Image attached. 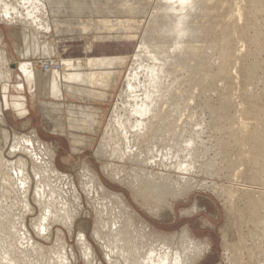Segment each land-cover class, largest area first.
I'll list each match as a JSON object with an SVG mask.
<instances>
[{"label":"bare ground","instance_id":"6f19581e","mask_svg":"<svg viewBox=\"0 0 264 264\" xmlns=\"http://www.w3.org/2000/svg\"><path fill=\"white\" fill-rule=\"evenodd\" d=\"M94 1L95 0H1L0 23L9 27L17 24V26L20 25L30 30L33 29L38 34H49L51 32L50 19H52L53 26H55V24H61V21L57 19L60 18L59 15L66 14L67 16H72L75 15V13L79 15L80 13L85 14L89 10H85L81 8V6H78L80 2L82 4H88V6H93L101 2L100 0ZM126 2L134 6L133 8H135L139 14L143 13L146 7H144L142 0H126ZM235 3V0H156L148 25L144 30V35L142 34L141 40L137 42L138 44L134 48V53L129 57L130 60L128 59L130 65L127 66V70L122 77L124 84L122 88H120L118 98L114 106L111 107L112 110L110 116H108L107 129H113V132L104 134L95 154L99 158H107L109 160H116L122 164L129 163L132 165V167L127 170H125L123 166L124 172H120L119 168L117 171L114 168L115 166L113 167L110 164L109 171L107 169L108 167H102L101 169L108 177L126 186L134 202L141 207H145L146 210L148 209L147 211L151 209L152 212L162 210L168 198L172 200L177 198L180 199L186 196L194 187L192 178L190 179L183 176L186 172L188 173L187 168H189V166L192 168L193 165V161L189 158L191 156L190 153H192H189V151H191L189 148L191 147L192 140H183L184 126L181 125L180 120H176L178 117H173L176 114L175 110H177L179 106L177 98L180 96V89L175 86L173 87L176 83L177 76V71L173 68V65L175 66L178 64V66H181L184 64L182 67L184 73H186V79L184 81L190 84L192 83L195 88L197 87V90L200 89V95L204 93L216 95L217 104L211 107V115L219 121L230 122L233 120L230 111L232 109L236 111V109L239 108H237L238 105H234L229 94V88L234 85V78L231 76L230 68L236 63L239 64L238 74L244 92L241 98L243 107L241 106L238 112L241 113L245 119L254 120L255 124L254 126L250 125L253 127L251 128L246 122H242L243 120H240L241 122L239 123L233 122V124H238V126L236 125L237 128H233L232 131L233 150L239 152L242 150V145L248 146V154L250 155L240 161L246 166L242 177L245 181L252 182L256 185L262 182L260 175L264 173V136H262L260 132V127L264 124L262 120L264 118L262 117V119H260L259 117L264 114V109L259 104V98L250 94L246 87L255 81L259 77L258 73L261 72L262 66L258 63H252L250 59L258 55V52H264V31L262 29V22L259 20V16L264 8V0H245V5L243 7H237V3L236 5ZM110 8L113 9L114 7ZM240 19H243L242 22L244 21V23L238 26L237 20ZM84 23L86 24L87 21H84ZM84 23H81V21L78 23L81 33L82 28L91 29V26H83ZM89 23L91 22H88V25H91ZM237 33L240 34L241 39L246 44H244L245 47L248 48L244 55L241 54L240 47L238 46V48L235 44L238 41L234 40ZM104 38H95L93 40L94 43L88 44L85 48L89 53H93L97 49L96 46H98V51L102 53L100 56H91L87 58L88 61L86 64L91 71L89 80L92 85L95 81L99 86L103 85L109 88L115 79H107L105 75L95 76L93 74L94 71L91 70V66L94 67V65L100 64L103 69H106L111 65L112 61L120 62V60L128 56L127 54L122 55L118 47L114 50L113 46L102 45V42L106 41ZM99 46L106 48L101 49ZM41 49L49 51L50 47L44 43ZM111 51L117 54L113 57L108 56L107 54ZM70 52L71 48L63 47L61 56L67 55ZM12 54L13 51L9 46L0 49V87H3L5 104L11 106L14 115L18 118L26 114L25 102L23 101L24 97H22L24 86L22 82L23 78L18 74L14 75L13 66H11V61L14 60ZM208 56H211V58L208 59ZM23 57H25V55H23ZM77 59L79 58L77 57ZM206 59L209 61L208 64L205 63ZM45 60L44 62L42 61L43 63L42 65L40 64L39 69L42 73H48L50 75L47 96L60 98L64 90L62 91L61 89L62 83H60V73L56 71V65L58 63L50 61V59L49 61L46 60L47 62H45ZM61 63L62 60L59 63L60 67H62ZM44 65L47 66L46 70L43 69ZM19 70L22 72L27 82L30 83L33 81L32 79L35 76V71L32 67L28 66L27 63L21 64ZM180 73L182 72L180 71ZM14 76L18 79V84L14 86L16 88L15 93L19 95L16 99L20 100H15L14 102L12 100V102H9L10 96L7 94H10L9 91L12 86L8 85V82H10ZM38 81L39 80H37L36 84L40 87L41 84L38 83ZM219 84L224 85L225 91H217L218 88L216 87H218ZM78 86V88L76 87L77 92H73L71 89L68 91L66 90V92L72 95L80 94L83 97L86 96L90 98L92 93L88 92V84L84 81ZM238 86L240 85L238 84ZM2 109L3 104L0 102V116H2ZM79 111L80 118H86L84 113L85 110ZM74 121L76 122V120ZM4 122L2 121L3 125ZM248 128L251 129L247 130ZM89 129H91V127ZM243 132H246V136L242 135ZM35 134L33 132L29 135L20 136L13 134L14 137L8 156L11 157L18 153L29 157L31 161L33 159L32 172L36 179V181L34 179L36 188L33 194L41 212L39 216L40 220L35 224V229L39 236V233L42 230L45 231L46 226L51 223L61 222V224H67L69 222L70 227H68V229H71L72 204L79 206L80 197L70 177L53 170V153L49 150L50 147L48 148L45 144H42ZM165 136L168 137V141L176 136V140L181 142V146L177 149L176 153L174 152V155L172 153V157L170 158L172 161H176L167 164L168 166L165 165L164 173H155L152 170L149 171L147 168L156 166L161 159H158L155 163V158L152 157L154 160L149 159L150 157L147 158V155H144V151H153L157 149L159 143H157L156 140L158 141V139L161 138L164 142ZM4 138V140H6L5 134ZM164 143L165 149L166 146L169 145H167L166 142ZM227 145L223 144L222 146L223 154L226 152L225 149ZM184 151L188 152L189 154H186L190 156L186 155L181 157H188V162L190 161L189 165L186 158V160L182 158L183 162H186V165H184L182 160L179 159L180 157H178L179 154L182 155ZM194 151L195 150H193L192 155L196 153ZM33 155L35 158H32ZM162 157L164 158L163 160L169 158L168 154H164ZM193 159L196 160L194 157ZM227 165L234 167L235 163L228 162ZM25 167V162L21 157H19L16 162H8L4 158L3 147H0V191H5L7 194L9 191L8 189L12 187V184H15L13 183L14 179L11 173L17 169V180L20 181V183L22 182L21 185H25V189H23V187L21 189L22 196L20 197H22V205L26 203V194L28 192L27 184L30 181ZM89 169L87 167L82 169L80 173V182L85 185L84 188H86L87 191L99 192L100 196L107 202L106 210L109 221L105 222L98 216L92 234L97 242L101 243L107 250L108 255L105 254L106 257L109 258L108 261L110 263L120 264L118 262L119 259L122 260L123 264H192L194 260L193 257L198 254L201 255V252L208 248L207 245H205L206 248H204L198 241H195L196 239L193 240V238H189L186 230H181V235L177 240H175L176 237H162L161 235L151 233L146 223L142 220H137L136 213L127 204L125 197L107 190L97 175ZM16 171H14V173ZM52 178L63 181L68 187V193L71 194V197L66 198L68 197L67 195L63 196V193L56 189L57 183H52ZM227 192H230V190ZM263 194L264 193H262V195ZM229 196L231 197L232 195ZM239 196L247 201V205L246 207L243 205V209L238 207L233 208L234 206L230 209L231 212L239 214L238 221L235 220L236 231H239L243 225L247 227L245 225L246 221H249L251 227H254V225L257 227L258 223L262 224L264 220V213H262L264 199L260 200L261 197L258 198L250 193H240ZM0 208H2V205H0ZM145 208L143 210H145ZM168 208H170V206ZM195 209L196 208H193L191 211ZM185 212L189 213L188 210ZM231 212H229L228 216H230ZM100 213L102 212L100 211ZM232 215L233 214H231V216ZM236 216L237 215H235V217ZM7 217V213L3 214L0 210V264H71L67 261L64 245L54 250L51 256H48L44 252L46 251L44 249L43 252L45 255L42 258L38 257V253L32 256L30 252L17 246L14 236L11 234L14 229L13 223L9 222ZM231 218L232 217H228L229 224L231 223ZM135 220L138 221V224H135ZM230 226L233 227V223H231ZM232 229L235 230L234 228ZM262 230V228L259 230L261 231L260 233L251 232L252 234L250 235V241L255 244V248H257V251H255L256 253L252 251L249 254V251L246 249L251 258H253L255 254L260 256V258L257 257L260 260L256 261L258 262L257 264H264V230ZM222 231L224 235V230ZM227 231L228 230L225 232ZM146 233L150 235V240L147 239L148 241L145 240L147 238ZM76 244L82 253L84 264H91L93 250L84 234H78ZM242 244V239L238 238L234 250L227 248L228 244L225 242L224 250L227 252L230 251L233 254L232 259L237 260V258L239 259V251ZM145 245H147V247ZM40 249L39 246V250ZM42 250L43 249H41V251ZM69 253L70 257L75 258L71 250H69ZM113 255L117 257L114 261L110 260ZM235 264H237V262H235Z\"/></svg>","mask_w":264,"mask_h":264},{"label":"rangeland","instance_id":"374dc122","mask_svg":"<svg viewBox=\"0 0 264 264\" xmlns=\"http://www.w3.org/2000/svg\"><path fill=\"white\" fill-rule=\"evenodd\" d=\"M100 1L101 2L93 6H88V4H82L80 2V5L78 6H81V8H84L85 10L88 9L89 11L85 14L80 13V15L75 13V15L72 16L61 14L59 15L60 18H57L61 21V24H55V26H53L52 19H50L51 32L49 34H38L33 29L30 30L29 28H24L20 25L17 26V24L9 27L0 23V49H3L5 46H9V44L10 47L11 45L14 46L13 51L16 54H12L14 56H12L14 60L11 61V66H13L12 69L14 70V75L18 74L23 78L22 82L24 88L22 90V97L25 95V89L28 88L30 93H32L33 89H36L35 92L32 93V96L34 95L33 98L27 97L31 112L26 120L22 121L17 119L16 116L9 111V109L12 111L13 109L9 104H5L2 89L3 87H0V102L3 104L2 116H0V147H3V155L8 162H16L19 157L24 160L26 172L30 180L28 182L29 185L27 184L28 192L26 194L27 198L25 205H22V197H20L22 196L21 189L22 187L25 189V185H21L22 182L20 183V181L17 180V169L14 170L16 171L15 173L14 171L11 173V176L14 179L13 183L15 184H12V187L8 189L9 191L7 194L5 191H0V205H2L0 210L3 214L7 213L8 221L13 223L14 229L11 234L17 242V246L30 252L32 256H35V253H38V257L42 258L45 253L48 256H51V253L54 250L58 249L59 246L64 245L66 258L68 259L67 261L71 264H84V260H82V253L80 252L79 247L76 246L78 234L82 233L85 235L93 250L91 264H113L110 263L108 261L109 258L106 257L107 250L105 247H103L101 243L97 242L92 234L95 221L97 220L96 218L99 216L103 221L108 222L109 217L106 210L107 202L100 196V193L96 191H87L86 188H84L85 185L83 183L82 185L80 182V173L84 167H87L88 169L90 168L89 170H91V172H94L97 175L107 190L113 193L121 194L125 197L127 204L136 213L138 218L137 220H142L146 223L149 226L151 233L161 235L162 237H176L175 240H177L181 235V230H186L189 238H193V240L196 239L195 241H198L204 248H206L205 245H207L208 248L205 249V251H202L201 255L198 254L193 257L194 260L192 264H235V262H237V264H257L258 262L256 261H260V256L257 254H255L253 258L249 256L250 252L253 251L256 253L255 251H257L255 244L250 241V235L256 232L260 233L261 231L259 230H261V228L264 230V220L262 221V224L258 223V225H260H257V227L254 225L255 228L250 226L249 221H246L245 225L247 227H244L243 225L239 232L235 229V223L238 221L239 214L233 213L230 210L233 206V208L238 207L240 209H243L244 206L246 207L247 201L239 196L240 193H250L258 198L261 197L260 200L264 199V194L262 195V193H264V173L260 175L262 182L258 185L245 181L242 177L246 166H244L240 161L250 155L248 154V146L242 145V150L239 152H235L233 150L234 144L232 131L233 128L236 129L238 126V124H233V122L239 123L243 120L242 122H246L248 126H254L255 124L254 120L245 119L244 116L238 112L243 105L241 98L244 92V88L240 84L241 79L238 74L239 64L236 63L230 68L231 76L234 78V85L229 88V94L234 105H238L237 108H240L236 109L237 112L233 111V109L230 111L231 118L235 120L230 122L219 121L211 115L210 109L212 106L217 104V96L214 94L209 95V93L200 95L201 92L199 91V88V90H197V87L195 88L192 83L190 84L184 81L186 79V73H184V69L182 68L184 64L181 66H178V64L175 66L173 65V68L177 71V76L175 75L176 83L173 87L175 86L180 89V96H176L178 97L177 100L179 101V106L177 110H175L176 114L173 117H178L176 120H180L181 125L184 126L185 130L183 132V140H192V144L190 145L192 148H189L191 150L189 153L192 152L190 153L191 156L188 155V152L184 151L185 154H179L178 157H180L179 159L182 160L184 165H186V162H183V159L186 157L183 158L181 156L188 155L190 156V160L193 161V165L191 164L193 169L189 166V168H187L188 173L186 172L183 176L190 179L192 178L194 187L186 196L180 199L177 198L172 200L171 198H168L167 203L163 206L162 210L158 212H152V209L150 210L151 212L147 211L148 209L146 210L145 207H141L134 202L131 198L129 189L126 186L108 177L101 169L102 167H108L107 169L109 171L110 164L113 167L115 166L114 168L117 171L119 168L120 172H124L123 166L125 167V170H127L132 167V165L129 163L122 164L116 160H109L107 158H99L96 156L95 151L100 145L104 134H110L113 132V129H107L108 116H110V112L112 110L111 107L114 106L118 98L119 90L124 84L122 77L124 72L127 70V66L130 65L129 57L134 53V48L138 44L137 42H139L144 35V30L148 25L156 0H142L144 7H146L141 14L137 13L136 9L133 8L134 6L129 5L126 0ZM235 2L237 3V5L235 3L237 7H243L245 5V0H235ZM110 7H114L115 9ZM242 20L243 19L237 20L238 23H236L238 26L243 25L244 21L242 22ZM259 20L262 22V29L264 31V8L259 16ZM80 21L81 23L87 21V23H84L83 26H91V29L82 28L81 33L78 25ZM88 22H91L89 23L91 25H88ZM3 36L5 38H3ZM94 37H105L104 39H106V41L102 42V45H110L114 48L118 47L120 48L119 51L122 55L127 54L128 56L123 58V60H120V62L112 61L111 65L106 69H103L100 64L94 65V67L91 66V70L94 71L93 74L95 76L105 75L107 79H115L109 88L104 87L101 84V86H99V84L95 81L92 85L89 80L91 71L89 70V67H87L88 65L86 63L88 61L87 58H90L93 55L92 53L86 51L85 48L88 44H92L95 39ZM23 40L27 43V49L30 53L28 59H31L30 62L32 65L36 64L34 67H32V65H28L35 71V76L32 79L33 81L30 83L25 80L22 72L19 70V66L21 64H25L26 62L24 61L21 63L16 59H19L24 51L25 45ZM234 40H238L237 42L235 41V44L237 47H240L238 48L241 50V54L244 55L248 48L245 47L246 44L241 39L240 34L237 33ZM44 43L50 47L49 51L41 49V46H43ZM63 47L71 48V52L67 55L61 56V50ZM115 54L117 53L111 51L107 55L113 57ZM257 54L258 55H255L256 57L253 56L250 60L252 63H258L262 66L261 72L258 73L259 77L249 84L246 89L250 94L259 98V104L264 109V52H258ZM24 55L25 57L27 56L26 53H24ZM77 57L79 59H77ZM209 58H211V56H208V59ZM45 59L47 61L50 59V61L58 63L56 65V71L60 73V83H62L61 89L62 91L64 90L60 98L47 96L48 80L50 79V75L48 73H42L39 69L40 64L42 65ZM208 59L205 60V63L207 64L209 63ZM46 60L45 62H47ZM61 60L62 67L59 66ZM180 71L182 73H180ZM15 77L16 76L8 82V85L12 86L9 91L10 94H7L10 96V101L8 100L9 102H12V100L13 102L15 100H20L16 99L19 95L15 93L16 88L14 86L18 84V80ZM37 80H39L38 83H40L41 86L44 83L46 87H44V85L42 88L41 86L38 87L36 84ZM84 81L88 84V92L92 93L90 98L86 96L83 97L80 94L72 95L71 93L66 92V90L68 91L69 89L73 92H77L76 87L78 88V85ZM238 84L240 86H238ZM216 88H218L217 91H222L224 90V85L219 84ZM23 101L25 102L26 114L22 117H25L28 115L26 97H24ZM79 110H85V121L80 118ZM262 117L264 118V114L259 118L262 119ZM73 119L76 120V122ZM262 120L264 122V119ZM2 121H5L4 125ZM252 126L250 127L253 128ZM90 127L91 129H89ZM250 129L248 128L247 130ZM260 130L259 131L262 136H264V124L260 127ZM31 132L34 134L36 132L35 136L38 140L42 142V144H45L48 148L50 147L49 150L53 153V170L62 175L69 176L70 180H72L74 186L76 187V191L80 197V205L75 206L72 204L73 210L71 209V229H68V227H70L69 222L67 224L57 222L47 225L46 230H42L43 232L41 231L39 236L37 234L38 232L35 229V224L40 220L39 216L41 212L33 194L36 188V179L34 177V173L32 172L33 159L31 161L29 157L18 153L12 155L11 157L8 156L12 145V139L14 137L13 134L20 136L29 135ZM246 132H243L242 135H245ZM4 134L6 136V140H4ZM164 138V142L169 145L166 146L165 149V143L161 138H159V142L157 140L156 142L159 143L158 145L160 147L158 146L157 149L153 151H144V155L146 154L147 158L150 157L149 159L151 160H154L152 157L155 158V163L158 159L163 160L164 158L162 156L164 154H168L169 156V158L163 161L160 160L156 166L148 167L147 169L149 171L152 170L155 173H164V166L176 161H172L170 158L172 157V153L174 155V152L176 153L177 149L181 146V142L176 140V136L169 139V141L167 136ZM223 144H228L225 149V154H223ZM193 150L196 152L194 154L195 156L192 155ZM192 156L196 160H194ZM32 158H35V156L33 155ZM189 158L187 157V160L185 159L188 165L190 164V161L188 162ZM228 162L235 163L234 167L227 165ZM60 181L61 180L52 178V183H57L56 189L60 190L63 193V196L67 195L68 197L66 198L71 197V194L68 193V187L63 181ZM226 190H230V192H227ZM229 195L232 196L230 197ZM169 206L170 208H168ZM144 208L145 210H143ZM193 208L196 209L191 211ZM186 210H188L189 213L185 212ZM100 211L102 213H100ZM228 211L231 212L230 216H228ZM262 213H264V207ZM231 214L233 215L231 216ZM234 214L237 216L235 217ZM228 217H232L231 223H233V227L230 226L231 223L229 224ZM137 220H135V224H138ZM222 230H224V235ZM226 230L228 231L225 232ZM146 234L148 236L146 235L147 238L145 240H150L149 233ZM238 238L242 239L243 244L240 247L239 259L237 258V260H233V254L230 251L227 252L224 250V243L226 242L228 244L227 248L235 250L234 247H236L235 243L238 242ZM39 246L43 249L42 251L41 249L39 250ZM145 246L147 247V245ZM44 249L46 251H44ZM246 249L249 251V254ZM69 250H71L75 258L70 257ZM116 258L117 257L113 255L110 260L114 261ZM118 262L123 264L122 260L118 259Z\"/></svg>","mask_w":264,"mask_h":264},{"label":"crops","instance_id":"0c3cea01","mask_svg":"<svg viewBox=\"0 0 264 264\" xmlns=\"http://www.w3.org/2000/svg\"><path fill=\"white\" fill-rule=\"evenodd\" d=\"M3 35H4V33H3ZM4 38H5V37H4ZM23 42H24V45H25L24 51H23L21 57H20L19 59H18V58H16V59H17V61H19V62H21V63L25 61L26 63H28V65H32L31 62H30L31 59H30V58H29L30 60L28 59V56H30V53H29V50L27 49V43H26L24 40H23ZM9 47H10V44H9ZM96 47H97V49L92 53V55H93V56H100L102 53H101L100 51H98V46H96ZM96 47H95V48H96ZM99 47H100V46H99ZM10 48H11V50L13 51L14 46L11 45ZM100 48L102 49V48H106V47H100ZM16 49H17V48H16ZM115 49H117V48H114V50H115ZM13 53H14V51H13ZM24 53H26L27 56L23 58ZM107 53H108V52H107ZM107 53H106V54H107ZM33 57H34V56H33ZM32 61H33V60H32ZM34 65H36V64H34ZM34 65H32V67H34ZM17 71H18V70H17ZM17 71H16V72H17ZM17 80H18V79H17ZM43 85H44V83L42 84L41 88L43 87ZM44 87H46V86L44 85ZM35 90H36V89H33L32 93L35 92ZM32 93H30V91L28 90V88L25 89V92H24L25 95H24V97H26V102H27L26 105H27V109H28V115H26L25 117H22L23 115H22V116H19V117H22V118H17V119L23 121V120H26V118L29 116V114H30V112H31V109H30V107H29L30 104H29V102H28V100H27V97H29V98H33L34 95L32 96ZM7 110H8V109H7ZM7 110H6V111H7ZM9 111L12 112V114H14L13 111H12L11 109H9ZM14 116H15V115H14Z\"/></svg>","mask_w":264,"mask_h":264},{"label":"built area","instance_id":"2783aa9c","mask_svg":"<svg viewBox=\"0 0 264 264\" xmlns=\"http://www.w3.org/2000/svg\"><path fill=\"white\" fill-rule=\"evenodd\" d=\"M46 68H47L46 65H44V68L43 69L45 70Z\"/></svg>","mask_w":264,"mask_h":264}]
</instances>
